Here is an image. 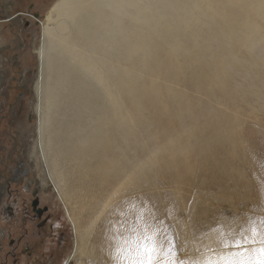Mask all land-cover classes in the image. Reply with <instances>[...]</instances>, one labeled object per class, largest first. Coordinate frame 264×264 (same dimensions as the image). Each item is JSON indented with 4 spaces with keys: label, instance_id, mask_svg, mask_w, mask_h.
Listing matches in <instances>:
<instances>
[{
    "label": "bare ground",
    "instance_id": "6f19581e",
    "mask_svg": "<svg viewBox=\"0 0 264 264\" xmlns=\"http://www.w3.org/2000/svg\"><path fill=\"white\" fill-rule=\"evenodd\" d=\"M40 24L37 144L74 250L87 236L91 249L122 247L137 213L151 217L138 195L123 197L157 166L180 180L185 163L170 164L189 154L212 176L231 175L215 161L233 151L222 107L235 105L236 92L256 99L264 88V0H57Z\"/></svg>",
    "mask_w": 264,
    "mask_h": 264
},
{
    "label": "rangeland",
    "instance_id": "374dc122",
    "mask_svg": "<svg viewBox=\"0 0 264 264\" xmlns=\"http://www.w3.org/2000/svg\"><path fill=\"white\" fill-rule=\"evenodd\" d=\"M56 1L0 0V187L9 183V192L12 193L9 200L15 198L18 202L13 207L12 219L2 211L8 197L0 205V229L5 230V237H0V264L11 250V240L18 249L19 264H32L33 256L43 258L45 253L54 255L53 260L45 264H117L122 253L117 254L115 249L101 250V245L93 246L92 251L90 236L84 240L86 247L82 252L74 250L75 230L68 219L67 208L58 199L37 144L33 87L38 76L40 22ZM8 17L14 18L8 20ZM257 47L263 51L264 42ZM244 76L239 73L238 81L243 85L250 84L251 80ZM258 91L256 99L236 92L237 104L222 107L235 129L232 128L233 133L224 137L233 151L215 161L230 164L233 169L231 175L221 178L212 176L211 167L205 165V159L187 154L182 163L170 164L173 169H181L185 163L182 171L186 177L183 175L176 180L169 175L170 178L164 174L162 167L157 166L155 173L151 171L148 178H144L147 181L140 182L142 189L138 188L134 194L123 197H140L142 209L149 207L151 217L140 213L142 219L137 223V230L143 223L158 228L162 237L174 240L176 258L184 264L220 261L221 257L241 251L232 247L231 243L251 237L252 228L257 233H264V224L261 223L264 221V88L260 87ZM252 149L255 151H250ZM25 168L28 172L22 174L18 181H12L16 170L22 169L23 172ZM215 179L221 180L220 184H213ZM154 184L155 187L152 186ZM7 192L5 190V196ZM0 195H3L2 187ZM34 198L39 201L38 207L45 210L40 218L32 211ZM110 207L106 210L109 211ZM123 215L127 217V214ZM206 217L210 218L209 222L212 221V231L205 226ZM43 221L44 225L41 224ZM98 223H95L93 233L99 231ZM127 224L125 220L123 226L126 228ZM50 227L53 229L50 230ZM53 231L61 237L60 241L53 238ZM225 242L229 243V247H224ZM25 246L31 249V257L24 254ZM258 246L250 243L245 248L251 251ZM98 252L102 253L94 254Z\"/></svg>",
    "mask_w": 264,
    "mask_h": 264
},
{
    "label": "snow or ice",
    "instance_id": "6c2138e0",
    "mask_svg": "<svg viewBox=\"0 0 264 264\" xmlns=\"http://www.w3.org/2000/svg\"><path fill=\"white\" fill-rule=\"evenodd\" d=\"M141 219V214L137 213V222ZM261 223L264 224V221ZM250 231L251 237L236 239L231 243L232 247L241 251L221 257L220 261H205V264H264V233H257L255 228ZM250 243L259 246L249 251L245 245ZM125 245L115 248L117 254L122 253L117 264H184V261L176 258L174 240L162 237L158 228H151L146 223L139 230H131ZM224 247H229V243L225 242Z\"/></svg>",
    "mask_w": 264,
    "mask_h": 264
},
{
    "label": "flooded vegetation",
    "instance_id": "af4514ba",
    "mask_svg": "<svg viewBox=\"0 0 264 264\" xmlns=\"http://www.w3.org/2000/svg\"><path fill=\"white\" fill-rule=\"evenodd\" d=\"M21 172H22V169H19V170L17 169L15 174H14V176H13V178H12V181H15V182L18 181L22 174H26L28 172V168H25L23 170V172L22 173ZM9 186H10L9 183L1 186L3 195L2 196L0 195L1 196L0 197L1 198L0 205L3 202V200H5L6 197H8L7 200H6L7 201L6 205H4L2 207V211L8 218L12 219L14 217L13 207H14V205L17 206L18 202H17V200H15V198L12 199V201L9 200L10 199V195H12V193L9 192V188H8ZM5 190L6 191L8 190V192H7L8 195L7 196H5ZM38 204H39V201H38L37 198H34L32 200V202H31L33 214L35 216H37L38 218H40L45 213V210L40 208V207H38ZM41 224L44 225L45 221L41 222ZM51 229H53V228L50 227V230ZM52 233L54 235L53 238L55 240H57V241L61 240V237L56 235L57 233H54V231ZM0 237H5V230L0 229ZM10 244H11V250H9V252L7 251L8 252L7 256L3 260H1V264H19L20 263L19 262V256H17L18 249H16L14 247L15 243L11 240ZM23 252H24V254H27L28 257L32 256V251L27 246L24 247ZM44 255L45 256L43 258H37V257L33 256L34 258L33 257L31 258L32 264H45V263H48V261L50 262V259L53 260L54 255H49L47 253H45Z\"/></svg>",
    "mask_w": 264,
    "mask_h": 264
},
{
    "label": "water",
    "instance_id": "95a60500",
    "mask_svg": "<svg viewBox=\"0 0 264 264\" xmlns=\"http://www.w3.org/2000/svg\"><path fill=\"white\" fill-rule=\"evenodd\" d=\"M13 18H14V17H8L7 19H8V20H12Z\"/></svg>",
    "mask_w": 264,
    "mask_h": 264
}]
</instances>
